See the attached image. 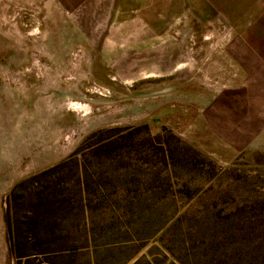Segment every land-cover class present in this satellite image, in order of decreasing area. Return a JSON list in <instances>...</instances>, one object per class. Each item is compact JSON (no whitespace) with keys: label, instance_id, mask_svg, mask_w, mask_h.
<instances>
[{"label":"rangeland","instance_id":"obj_1","mask_svg":"<svg viewBox=\"0 0 264 264\" xmlns=\"http://www.w3.org/2000/svg\"><path fill=\"white\" fill-rule=\"evenodd\" d=\"M128 3L0 0V264H264L252 18Z\"/></svg>","mask_w":264,"mask_h":264},{"label":"crops","instance_id":"obj_2","mask_svg":"<svg viewBox=\"0 0 264 264\" xmlns=\"http://www.w3.org/2000/svg\"><path fill=\"white\" fill-rule=\"evenodd\" d=\"M120 2L121 8L125 11L124 15L130 11L128 8L125 9V3L133 2L132 10H135L144 22L153 25L155 31L160 30L162 17L181 15L178 11H182V8H188L194 16L205 18L206 24L224 18L229 23H234V26L241 27L246 26L245 19L250 17L252 21L249 22L251 26L249 31L256 34L255 41L259 43L256 47L264 48V0H120ZM240 29L235 28L236 31ZM262 60L264 62V57Z\"/></svg>","mask_w":264,"mask_h":264}]
</instances>
